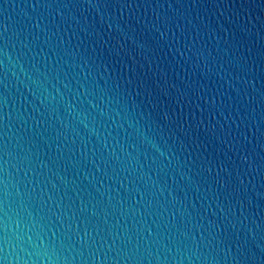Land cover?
Listing matches in <instances>:
<instances>
[{"label": "water", "instance_id": "1", "mask_svg": "<svg viewBox=\"0 0 264 264\" xmlns=\"http://www.w3.org/2000/svg\"><path fill=\"white\" fill-rule=\"evenodd\" d=\"M0 264H264V0H0Z\"/></svg>", "mask_w": 264, "mask_h": 264}]
</instances>
